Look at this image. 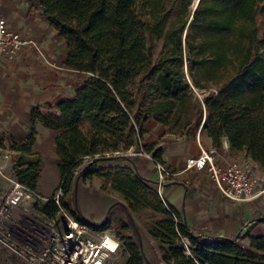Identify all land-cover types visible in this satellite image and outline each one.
<instances>
[{
  "label": "trees",
  "instance_id": "1",
  "mask_svg": "<svg viewBox=\"0 0 264 264\" xmlns=\"http://www.w3.org/2000/svg\"><path fill=\"white\" fill-rule=\"evenodd\" d=\"M194 1L27 0L29 11L41 10L65 41V65L87 77L56 104L58 112L33 108L27 139H13L10 148L32 153L37 123L56 132L61 203L77 217V169L96 160L84 179H102L101 189L118 198L109 213L119 205L126 218L90 224L115 229L129 255L125 264L151 263L138 240V223L156 242L162 264H264V234L244 244L248 233L212 236L194 229L128 154L142 150L166 164L163 149L142 143L146 124L154 120L176 136L202 128L215 148L227 138L233 153L264 167V30L257 23L264 0H200L192 10ZM187 63L193 84L209 88L203 101L191 93ZM40 171L34 161L14 168L18 181L33 190ZM39 209L51 215L59 206L49 202ZM252 222L263 223L264 215Z\"/></svg>",
  "mask_w": 264,
  "mask_h": 264
},
{
  "label": "crops",
  "instance_id": "2",
  "mask_svg": "<svg viewBox=\"0 0 264 264\" xmlns=\"http://www.w3.org/2000/svg\"><path fill=\"white\" fill-rule=\"evenodd\" d=\"M0 13L7 18L12 30L23 33L37 43L14 56L0 54V166L4 164V152L13 158L23 157L25 163L38 162L41 171L37 191L43 196H50L49 187L56 186L61 180L55 146L56 132L37 123V140L32 153L12 150L10 144L13 139L20 142L27 139L32 126L33 108L39 107L42 113L58 112L56 104L63 98L73 96L82 86L87 73L65 65L68 55L65 41L56 29L42 19L41 10L29 11L27 0H0ZM146 129L142 143L155 144V147L163 149V158L172 169L174 178L159 186L157 168L144 154L136 153L137 161L132 158L135 166L145 178L156 182L150 184L168 204L182 212L194 229L212 236L234 237L240 232L248 233L243 239L247 244L250 236L264 234V222L251 223L264 215L262 184L258 186L259 195L256 198L235 202L218 191L205 169L187 167L188 158L198 156L205 149L215 151L219 165L234 159L227 138L220 148H215L212 138L202 128L185 139H176L165 133L164 126L154 120L146 124ZM132 151L134 153V149ZM128 154L131 156V153ZM247 158L252 166H258V162ZM47 168L52 170L48 180L44 176ZM2 169L7 168L0 167V196L18 182L13 168L5 174ZM76 188L73 204L81 216L90 223L102 224L110 216L109 209L116 197L103 191L100 186L82 181L78 182ZM14 216V221L9 222L13 235L27 245H39L41 238L38 232L40 234L41 231L33 230L34 224H29L21 213L15 212Z\"/></svg>",
  "mask_w": 264,
  "mask_h": 264
},
{
  "label": "built area",
  "instance_id": "3",
  "mask_svg": "<svg viewBox=\"0 0 264 264\" xmlns=\"http://www.w3.org/2000/svg\"><path fill=\"white\" fill-rule=\"evenodd\" d=\"M32 44L37 45L32 38L12 30L7 18L0 13V54L14 56ZM128 153H133L132 149ZM134 153L146 155L155 164L157 184L162 186L166 176L170 175L165 164L142 150ZM3 157L10 161L11 169L17 164V159L10 154ZM187 167L205 169L218 191L230 200L245 202L259 195L258 178L246 165L235 159L219 165L212 149L188 158ZM63 195L61 187L53 195L43 196L37 190L15 182L0 199V245L24 259L26 264H109L123 251L115 229L96 228L82 216H74L62 206ZM49 202L59 206V210L51 215L39 209L40 205ZM15 212L28 217L47 234L46 243L40 249L21 243L10 226L5 225L7 219L14 221Z\"/></svg>",
  "mask_w": 264,
  "mask_h": 264
},
{
  "label": "rangeland",
  "instance_id": "4",
  "mask_svg": "<svg viewBox=\"0 0 264 264\" xmlns=\"http://www.w3.org/2000/svg\"><path fill=\"white\" fill-rule=\"evenodd\" d=\"M199 1L200 0H198V3H199ZM190 8L192 10H194L195 9V5L192 4L190 6ZM257 23H258L259 27L261 28V30L263 31L264 30V9H262V11L258 14V16H257ZM160 49H161V42L160 41H156L155 42V46H154V52L155 53H158ZM185 69H186L187 78H188V80L190 81V84H191V93L193 94L194 98H196V99H198L200 101H203L204 98H205V96L208 94V89L209 88L206 89V88H198V87H196L193 84V82H192V79H191V76H190V68H189L188 63L186 64ZM205 119H206V116L204 115V120ZM198 131H197V133H198ZM171 135L174 138H176V139H178V138L185 139L186 137H189L187 135H183V136H176L174 134H171ZM134 152H136L135 149H134ZM5 154H9V153H5L4 152L3 153V156ZM131 158H133L135 161H137L138 160L137 159L138 158V154L131 153ZM233 158L235 160L240 161L244 165H246L248 167L249 171L254 176H256L258 178V182H259L258 186L261 185V184L264 186V167L260 166L259 164H258V166H252L251 163L248 161V158L245 157V155H244L243 152H236V153H234V157ZM16 159H17V164H15V166L13 167V169H12L13 171H14V168L16 166H18L19 163H24L23 157H18ZM87 162H89V160H86L77 169V172H78L77 178L79 177V181H82L83 183H89L92 186H100V188H101L102 181H103L102 179H100V178H94L93 180H85L84 179V173L83 172H85V170H86V167L85 166H86ZM50 166H52V164ZM165 166L167 167L168 171L170 172V175L166 176L165 181H167L169 179L174 178V176H173V174H171L172 173L171 172L172 169H170V167L167 164H165ZM7 170H9V166H8ZM7 170H3L2 169L3 174H5V172H9ZM49 175H52V170L47 168V169H45V172H44V176H45V179L46 180H48V176ZM60 184H61V180H60V182L56 186L49 187V189H50L49 190L50 196L53 195L58 190ZM5 194H2L0 196V199ZM117 201H118V198L116 197V201L115 202H117ZM235 202H238V201H235ZM116 215H118L122 219H125L126 218L124 211L122 210L121 206H119V205H115L114 207H112V210H111V213H110V216L109 217L112 218V217H114ZM24 218H26V220H27V222L29 224H31V225L34 224L33 225V230H35L34 228H36V230H40L41 231L40 234L38 232V235L41 238V243L39 245H37V246H34V248L40 249L46 243L47 234L45 232H43L42 228H40L36 223H34L28 217L25 216ZM9 222L10 221L7 219L5 225H8L9 226L10 225ZM138 228H139L138 240H139V238L141 239L142 244H143V248H144V251H145V255H146L147 259L151 262L150 264H162V262H161V255H160V253L158 251L156 242L148 235V233L146 232L145 228L143 227V225L141 223H138ZM129 233L131 234V236L134 239L136 238L135 237V234H134V232H133L132 229H130V232ZM242 242L244 244H247L245 240H242ZM21 243H23V242H21ZM23 244H25V243H23ZM128 257H129V255L125 251V249L123 247V251L117 257H115L113 260H111V262L109 264H125L126 261H127V259H128ZM0 258H1V260H0L1 264H26V262H25L24 259H22L21 257L13 254L12 252H10L8 249L4 248L3 246H0Z\"/></svg>",
  "mask_w": 264,
  "mask_h": 264
},
{
  "label": "water",
  "instance_id": "5",
  "mask_svg": "<svg viewBox=\"0 0 264 264\" xmlns=\"http://www.w3.org/2000/svg\"><path fill=\"white\" fill-rule=\"evenodd\" d=\"M197 4H198V0H195L194 1V5H195V7L197 6ZM96 162V160L95 159H93V160H90L89 162H87V164H86V168H90L94 163ZM78 182H79V177L77 178V180H76V187H77V185H78ZM139 236V235H138ZM139 243H140V246H141V248H142V250H143V244H142V241H141V239L139 238Z\"/></svg>",
  "mask_w": 264,
  "mask_h": 264
},
{
  "label": "bare ground",
  "instance_id": "6",
  "mask_svg": "<svg viewBox=\"0 0 264 264\" xmlns=\"http://www.w3.org/2000/svg\"><path fill=\"white\" fill-rule=\"evenodd\" d=\"M2 167H7L8 168V166H9V169H10V167H11V163H10V161L7 159V158H4V164L3 165H1Z\"/></svg>",
  "mask_w": 264,
  "mask_h": 264
}]
</instances>
